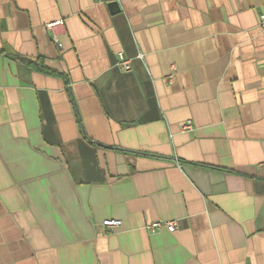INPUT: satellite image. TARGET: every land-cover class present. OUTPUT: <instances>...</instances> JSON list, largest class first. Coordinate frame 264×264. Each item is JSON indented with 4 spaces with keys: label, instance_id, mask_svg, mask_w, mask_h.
Returning <instances> with one entry per match:
<instances>
[{
    "label": "crops",
    "instance_id": "0c3cea01",
    "mask_svg": "<svg viewBox=\"0 0 264 264\" xmlns=\"http://www.w3.org/2000/svg\"><path fill=\"white\" fill-rule=\"evenodd\" d=\"M260 14L0 0V264H264Z\"/></svg>",
    "mask_w": 264,
    "mask_h": 264
},
{
    "label": "built area",
    "instance_id": "2783aa9c",
    "mask_svg": "<svg viewBox=\"0 0 264 264\" xmlns=\"http://www.w3.org/2000/svg\"><path fill=\"white\" fill-rule=\"evenodd\" d=\"M61 21L54 22L50 24V26H53L55 24L60 23ZM259 25L261 29L264 32V14H260L259 17ZM117 65L123 70V71H130L132 69V61L130 58L125 57L123 54H120L119 61L117 62ZM182 129L184 131H188L192 129V123L187 122L185 125H183ZM180 220L179 219H173V220H166V219H159V220H153L146 224L145 228L150 233H155L161 229H167L170 232H175L180 227ZM122 226V220L118 218H107L103 220L100 223V227L103 232L107 231L108 229H113L116 227Z\"/></svg>",
    "mask_w": 264,
    "mask_h": 264
},
{
    "label": "water",
    "instance_id": "95a60500",
    "mask_svg": "<svg viewBox=\"0 0 264 264\" xmlns=\"http://www.w3.org/2000/svg\"><path fill=\"white\" fill-rule=\"evenodd\" d=\"M109 7L111 9V11L114 13V12H119L120 10V7H119V4L117 1H113V2H110L109 3Z\"/></svg>",
    "mask_w": 264,
    "mask_h": 264
}]
</instances>
